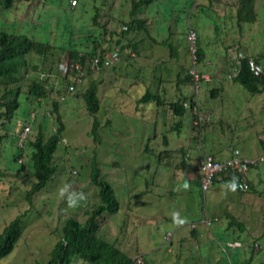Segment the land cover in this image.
I'll list each match as a JSON object with an SVG mask.
<instances>
[{"label":"rangeland","instance_id":"374dc122","mask_svg":"<svg viewBox=\"0 0 264 264\" xmlns=\"http://www.w3.org/2000/svg\"><path fill=\"white\" fill-rule=\"evenodd\" d=\"M132 1H23L0 11V28L62 50H88L89 41L97 39L111 51L116 36L109 33L118 34L125 27ZM197 4L153 0L144 6L137 17L147 21V32L129 34L140 42L137 53L127 58L124 51L122 58L101 72L85 70L73 92L57 76L51 57L29 54L30 62L41 65L40 75L53 91L36 109L33 121V103L20 94L18 107L5 125L7 136L0 145V171L4 172L0 232L27 212L19 239L0 264L44 263L64 221L73 217L85 222L86 213L99 204L98 187L90 182L94 162L118 204L117 211L105 209L101 214L104 221L98 236L136 264H264V162L248 169L245 192L237 189L235 181H215L203 193L196 179L203 155L224 160L238 150L249 161L264 156V0L254 2L255 21L240 26L231 17L237 0H198ZM188 26L196 31L204 54L194 66L201 76L196 93L193 83L183 80L193 68ZM238 52L258 56L263 70L259 92L228 78L238 68ZM25 74L23 84L30 76L36 78L29 67ZM205 75L208 81L202 79ZM92 82L99 98L94 115L86 110L82 96ZM146 92L152 97L144 102ZM51 99L57 102L64 124L53 159L56 172L29 206L24 193L34 177L27 143L34 140L41 124L46 137L57 129L58 114ZM191 99L200 114L208 116L201 128L192 125L190 110L174 119L169 115V102ZM94 119L97 143L90 134ZM26 123L31 130L21 142L20 130ZM227 213L244 224L243 232L227 227ZM202 218L211 221L209 227L201 224ZM167 234L169 240L164 238ZM234 241L240 246L231 247Z\"/></svg>","mask_w":264,"mask_h":264},{"label":"trees","instance_id":"16d2710c","mask_svg":"<svg viewBox=\"0 0 264 264\" xmlns=\"http://www.w3.org/2000/svg\"><path fill=\"white\" fill-rule=\"evenodd\" d=\"M30 0H0V11H8L17 6L18 3ZM153 0H133L131 2V9L129 12V21L125 23V27L119 31L118 34L115 32H110V36H116L115 47L111 49H103L100 40L94 39L90 40L91 48L88 50L79 51L76 49H60L54 45L48 44L46 42L37 41L24 34L7 32L2 27L0 28V145L5 140L7 136V130H5V125L9 123L14 115L15 109L18 107V96L24 94L25 98L33 103V111L30 113V118L33 121L38 115L37 108L42 106V102L46 99L48 100L49 93L53 90L47 89L45 80L42 79L39 67L37 63L29 61V54H34L40 59H47L51 57V62L55 66V71L58 72L57 76L61 75V71L58 66L63 61H68L69 63H77L81 66L85 65V62L89 59L99 58L101 68L96 70V72H101L102 68L101 62L103 61L104 54L117 50L119 58H122V53L126 51V57H133L137 53V48L139 41H133L129 34L136 30L140 32H147V21L137 14L140 10L150 4ZM189 1L193 6L198 5V0H184ZM254 2L255 0H237V8L235 10V15L231 16L236 19L238 26L241 23H250L255 21L254 13ZM202 5V3H201ZM200 7V6H199ZM202 7V6H201ZM96 20L97 18L94 17ZM94 20V21H95ZM97 24V22H96ZM188 30L196 31L188 26ZM105 31V30H104ZM188 33V32H187ZM104 34V33H103ZM102 34V35H103ZM112 39V38H110ZM126 40V42H124ZM189 43V42H188ZM117 48V49H115ZM131 51V52H130ZM189 51V45H188ZM121 55V56H120ZM196 63L201 61L204 57L203 51L198 46L197 33H196ZM244 59L237 63L238 71L236 75L232 78L234 82L239 83L244 88L250 92H259L260 76L254 77L247 66L248 58H253V60L259 64L258 57L246 56ZM192 61V59H191ZM195 63V65H196ZM195 65L192 64V67ZM29 67L35 77H28L27 84H23L25 77V69ZM95 72V71H93ZM38 74L40 76H38ZM62 79L66 83V89L69 91L68 87L73 86V91L75 90L76 84L75 77L82 79L80 76H73L72 73H67L62 76ZM74 77V79H73ZM189 83H193L191 76L187 73V76L183 79ZM201 80V78H200ZM199 83V82H198ZM25 86V89L24 87ZM57 91V89L55 90ZM69 91V92H73ZM216 91V90H214ZM58 92V91H57ZM83 102L86 110L94 115L99 109V98L97 96V84L92 82L82 94ZM152 95L146 92L141 100L147 102L151 99ZM54 99H51V102ZM159 101H157V104ZM192 103V102H191ZM168 109L170 110V117L172 119L176 117H181L184 115L186 108L182 103L169 102ZM53 107L56 111L57 102L53 101ZM58 111H56L57 113ZM58 114V113H57ZM58 122V127L49 136H45L42 124L38 128L37 133L33 141L28 142V147H31L30 161L33 168L34 181L30 183L29 188L24 193V198L29 206L33 205L32 200L35 195H37L45 186L48 184L54 173L56 172V166L54 165L53 159L54 154L57 149V144L61 139V134L64 130V124L60 117L57 115L56 118ZM29 127V132L31 130L30 124L26 123L22 126L20 130V135L25 127ZM97 120H93L92 127L90 129V134L93 136V141L97 143ZM174 128H179V122L175 123ZM29 132L26 134L28 135ZM26 137V136H25ZM24 137V139H25ZM20 138V137H19ZM22 139L21 142L24 140ZM165 143L166 140H163ZM264 147V142H263ZM181 152V151H180ZM182 154V152H181ZM200 159V158H199ZM22 163L21 160H18ZM183 162V161H182ZM1 170V169H0ZM2 171H0V179L3 176ZM215 181L228 184L229 182H236L237 189L240 182L239 178L233 172L221 173L219 177L214 178ZM90 182L98 187V198L99 204L95 206L91 211L86 213V220L84 223H80L73 217H69L64 221V224L60 231L59 239L54 243L52 249L49 251V257L44 263L36 264H74L76 261H80L84 264H136L135 259L129 257L124 251L119 249L115 244L110 243L98 236V230L101 223H103L101 214L105 209H109L111 212H115L118 209L117 201L114 197V192L111 186L103 180L100 175V169L96 162L92 164L90 169ZM249 189V184L247 182ZM1 188V187H0ZM246 190V191H247ZM27 210L17 215L12 221L3 227L0 232V259L8 255L14 248L17 240L19 239L22 229H23V217L25 216ZM227 219V227L232 228L233 232L236 230L240 233L245 230V226L242 222L237 221L229 213L225 214ZM194 228L191 229V233ZM167 236V235H166ZM166 236L164 238H166ZM235 242V241H234ZM146 263V262H144ZM143 263V264H144ZM245 264H251L246 262Z\"/></svg>","mask_w":264,"mask_h":264},{"label":"built area","instance_id":"2783aa9c","mask_svg":"<svg viewBox=\"0 0 264 264\" xmlns=\"http://www.w3.org/2000/svg\"><path fill=\"white\" fill-rule=\"evenodd\" d=\"M187 39L189 42V52L192 59V64L195 65L196 63V33L193 30H188L187 33ZM238 57L240 59H243L244 56L242 54H239ZM119 59V55L117 53V50H114L112 52L104 54L103 61L101 62L102 68H106L110 65H112L115 61ZM99 58H93L89 59L88 62L85 64V68L91 71H96L101 68L100 66ZM247 66L250 71V73L254 77H258L262 73V67L256 63L252 58H248L247 60ZM59 70L61 71V74L65 76L67 73H72L73 76H81L83 74L84 67L77 63H69L68 61H63L58 66ZM189 75L192 78V81L195 85V88H197V83L199 80V76L196 73L194 67L189 70ZM73 77V79H74ZM80 79L75 77V83L79 82ZM69 91H73V86L70 85L68 87ZM209 119L208 117L202 116L197 113L193 125L196 127H199L204 122H207ZM29 132V127H25L20 135V140L24 139L26 134ZM258 162H264V156L259 157L256 160L249 161L246 158H244L238 150H234L232 152L231 157L224 161H220L215 159L214 157L210 155H203L202 158L199 161L198 165V174H199V186L202 192H205L210 189L212 186L213 180L215 177L219 176L221 173L225 172H233L240 180L238 184V189L241 192H244L247 190L248 185L245 181V176L247 174V171L251 165H256ZM201 222L205 225H210L209 220L202 219ZM169 235H167L166 238H168ZM238 243H234L233 246H238Z\"/></svg>","mask_w":264,"mask_h":264},{"label":"clouds","instance_id":"9594fccd","mask_svg":"<svg viewBox=\"0 0 264 264\" xmlns=\"http://www.w3.org/2000/svg\"><path fill=\"white\" fill-rule=\"evenodd\" d=\"M123 28H124V27H123ZM189 53H190V52H189ZM239 54H242L243 56L246 55V54H244V53H240V52H238V53H237V56H236V57H237V62H238V63H239L240 60H243V59H244V58H243V59H240V58L238 57ZM190 56H191V55H190ZM246 56H247V55H246ZM244 57H245V56H244ZM250 58H251V57H250ZM252 59H253V58H252ZM87 62H88V60L85 62V64H86ZM259 65H260V64H259ZM260 66H261V65H260ZM82 67H84L83 72H84L85 70H88V69L85 68V67H86L85 65H83ZM90 71H91V70H90ZM237 71H238V68L236 69L234 76L236 75ZM262 72H263V70H262ZM196 73H197V72H196ZM188 74H189V71H188ZM197 74H198V73H197ZM261 74H262V73H261ZM61 75H62V74H61ZM82 75H83V74H82ZM82 75H81V76H82ZM62 76H63V75H62ZM81 76H80V77H81ZM198 76H199V80H198V82H199L201 76H200L199 74H198ZM234 76H229L228 78H229V79H232ZM202 79H203V80H206V81L209 80V78H207V77H205V76H203ZM193 86H194L195 93H196V90L198 89V83H197V88H195L194 83H193ZM191 102H192V99H191L190 102H186V103L190 106V105H193V103H191ZM186 103H185V104H186ZM185 104H184V105H185ZM184 107H185V106H184ZM194 107L197 108V103H196V101H195V103H194ZM197 113L200 114V112H196L195 114H193L192 125H193V121H194V119H195ZM200 115H202V114H200ZM202 116H204V115H202ZM205 117H208V116H205ZM208 121H209V120H208ZM208 121H207V122H208ZM207 122H204V123H207ZM204 123H203V124H204ZM201 125H202V124H201ZM201 125H200L199 127H197V128H201ZM193 126H194V125H193ZM194 127H196V126H194ZM231 155H232V153H231ZM231 155H230V157H231ZM210 156H211V155H210ZM212 157H213V156H212ZM201 158H202V156L200 157V159H201ZM200 159H198V165H199V161H200ZM227 159H228V158H227ZM225 160H226V159H225ZM220 161H224V160H220ZM257 164H258V163H257ZM257 164H256V165H251V166H257ZM251 166H250V167H251ZM250 167H249V168H250ZM217 177H219V176H217ZM217 177H215V179H216ZM196 179H197V180L199 179V174H198V173H197ZM245 181H246V180H245ZM198 182H199V181H198ZM246 183H247V181H246ZM212 187H213V183H212L211 188H212ZM200 190H201V189H200ZM238 190H239V189H238ZM239 191H240V190H239ZM201 192H202V191H201ZM244 192H245V191H244ZM203 193H204V192H203ZM202 219H204V218H202ZM201 224H203V223L201 222ZM210 224H211V221H210ZM203 225H205V224H203ZM209 226H210V225H208V226L205 225V227H209ZM192 228H195V226H194L193 224L191 225V229H192ZM167 235H169V237H170V234H167ZM166 237H167V236H166ZM169 237H168V238H165V239L169 240ZM234 243H238L239 245H238V246H233ZM239 246H240V243L237 242V241H235V242H233V243L231 244V247H233V248H237V247H239ZM255 246H256V244H255Z\"/></svg>","mask_w":264,"mask_h":264},{"label":"crops","instance_id":"0c3cea01","mask_svg":"<svg viewBox=\"0 0 264 264\" xmlns=\"http://www.w3.org/2000/svg\"><path fill=\"white\" fill-rule=\"evenodd\" d=\"M203 1V0H202ZM199 5V4H198ZM202 6H204V5H202ZM246 54V53H245ZM247 55V54H246ZM248 56H252V55H248ZM253 57V56H252ZM256 57H258V56H256ZM205 77H207V78H209L207 75H205ZM186 103V101H184L183 102V106H185V108H186V110H190L191 111V114H195L196 112H199V110H198V105H197V108L196 107H194V103H195V100H192V103H193V105H188L187 103ZM185 104V105H184ZM230 157V156H229ZM228 157V158H229ZM225 160V159H224ZM219 183H222V182H219Z\"/></svg>","mask_w":264,"mask_h":264}]
</instances>
